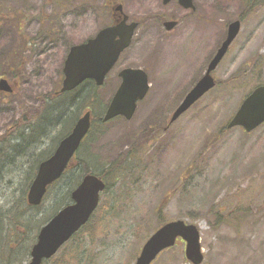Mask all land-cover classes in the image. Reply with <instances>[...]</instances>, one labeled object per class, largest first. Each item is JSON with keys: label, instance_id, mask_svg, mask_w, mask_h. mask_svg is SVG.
<instances>
[{"label": "rangeland", "instance_id": "obj_1", "mask_svg": "<svg viewBox=\"0 0 264 264\" xmlns=\"http://www.w3.org/2000/svg\"><path fill=\"white\" fill-rule=\"evenodd\" d=\"M105 1L0 0V75L12 74L10 66L15 58L18 61V94L0 101V264L8 260L28 264V249L43 222L62 207L82 175L74 159L44 202L32 208L26 196L36 161L55 149L56 141L87 109L104 116L120 85L117 74L127 65L149 66L148 95L131 120L119 117L101 123L77 155L99 162L104 170L121 160L122 167L109 174L110 189L101 194L88 226L46 264L58 260L61 264H134L147 238L161 227L159 209L166 221L183 219L199 226L201 264H264V124L249 133L240 127L227 128L241 100L264 83V0H197L199 20H193L196 33L192 36L197 53L191 67H179L176 55L168 56L158 38H149L138 50L126 52L130 56L122 58L98 89L102 106L89 107L85 87L73 108L68 105L62 115L53 112L52 117L42 115L33 122L35 130H43L36 138L18 126L23 141L16 157L12 124L23 106L37 107L41 95L60 88L69 49L110 22ZM132 2L126 1L127 8L142 14L144 8H134ZM240 17L242 29L213 73L226 83L169 124L170 118L165 119L169 110L204 72L205 56L216 52L229 23ZM185 42L186 38L183 48ZM78 102L84 108L76 118ZM194 160L197 163L189 172ZM236 208L241 211L227 222L214 224L211 210L228 214ZM24 216L39 226L27 225ZM185 248V241L179 239L152 264H194Z\"/></svg>", "mask_w": 264, "mask_h": 264}, {"label": "water", "instance_id": "obj_2", "mask_svg": "<svg viewBox=\"0 0 264 264\" xmlns=\"http://www.w3.org/2000/svg\"><path fill=\"white\" fill-rule=\"evenodd\" d=\"M169 0H165L168 2ZM189 8L192 0H180ZM127 16L122 23L101 30L87 42L71 47L65 60L64 79L61 92L77 88L85 80L93 79L102 86L105 77L118 60L122 51L131 43L136 23L127 24ZM174 22H168L171 29ZM241 21L229 24L227 37L210 62L205 75L187 93L174 112L171 123L192 107L204 94L216 86L212 72L227 53L230 45L238 36ZM122 82L113 96L103 121H110L118 116L130 120L138 107V102L145 98L150 83L147 72L142 68L128 67L120 72ZM0 89L12 92L13 88L6 79H1ZM264 123V84L257 86L241 103L228 123V128L242 127L251 132ZM92 124V113L86 111L75 123L71 132L58 144L54 153L42 161L27 194L30 205L37 206L43 201L48 186L61 178L71 159L80 148ZM105 181L98 175L86 174L72 191V203L62 207L38 233L37 241L31 249L29 264H42L44 259L54 256L58 250L84 226L97 209ZM186 243V257L194 264L204 260L201 245V232L194 223L183 219L169 221L157 229L144 243L135 264H152L165 249L174 246L178 238Z\"/></svg>", "mask_w": 264, "mask_h": 264}, {"label": "flooded vegetation", "instance_id": "obj_3", "mask_svg": "<svg viewBox=\"0 0 264 264\" xmlns=\"http://www.w3.org/2000/svg\"><path fill=\"white\" fill-rule=\"evenodd\" d=\"M126 1L127 0H106L105 1L106 7L104 8V11L109 14L110 22L106 23L99 31H101L102 29L108 26H114V25H118L122 23L125 19V16H127V20H126L127 24H132V23L137 24L130 46L127 47L121 53L118 61L116 62L112 70L108 73V75L106 76L105 82L108 79L109 74L114 70V68H116L120 64L122 58L123 57L128 58V56H130L129 54H131V50H134V49L138 50L139 47L141 46L140 44L145 43L149 38H158L161 41V46H162L163 51H166L164 53L165 54L167 53L168 56L176 55L179 58L178 60L181 61L179 67L189 68L193 65L196 59L195 53H197V50H196L197 41L192 38V36L196 33V29L193 27V20L194 19L199 20V6L197 4V0H192L193 5L189 8L182 6V4L180 3V0H169L168 2H165V0H131V2L133 1L132 6L134 8H142V7L144 8L142 14H140L139 10L137 9H134V11H130L127 8ZM237 19H240L241 22H243V17H240ZM170 21L174 22V25L172 26L171 29H168L167 23ZM207 22H209V20ZM241 26H242V23H241ZM188 34L190 35V39H188V36H189ZM137 35H139L140 37L136 39ZM185 38H186V42L183 48L182 47L183 39L185 40ZM224 39L220 42L217 49L220 47ZM148 41H151V40H148ZM184 51H188L189 53H185ZM126 52H129L127 56H126ZM215 53L216 52H213L211 56H205L204 59L206 61L203 60L205 70L198 78L194 79V81L190 85V89L206 72V69L208 68L210 61L214 58ZM16 55H17V52L15 56ZM125 67H142L148 73L150 83L152 84V81L150 79L149 68H148L149 66L143 67L141 65L140 66L127 65ZM120 71L118 72L117 75L121 80ZM10 73L13 74V78L10 76L12 74H10L9 76L5 74H1L0 81L1 79H6L9 82V84L12 86V88L14 89L13 90L14 93L18 94V61L16 60V58H15V62H13V64H11L10 66ZM188 91H186L185 94L182 96V98L179 100V102H177L175 106L169 110L165 118L166 121H167V118L172 117L174 111L177 109L178 105L184 99ZM49 93H51L53 97H59L60 95H63L62 93L59 92V89H58V90H53L52 92H47L41 95V97ZM10 94H13V92H7V91H3L0 89V101H3V99L9 96ZM40 104H41V101L39 102V105ZM24 119L28 121L30 120L31 124L34 125L33 122H37L39 117L34 118L33 116H29L22 111L19 117L17 116L15 123L12 124L13 129L16 130L15 135H14V140L16 142L15 144H13V151L16 153L17 158H18V147L22 145V141H23L22 134L18 135V126L24 127L25 130L26 128H31L29 124L27 125L24 124L25 122ZM41 131L40 130L38 131V129L34 131H30L31 137L36 138L39 134L43 133ZM60 140L57 142L55 146H53V149L54 147L56 149ZM19 143H21V145H18ZM55 149L52 150L50 154L46 156V158L44 159L42 158L36 161L35 176H36V172L38 170L40 163L44 161L45 159H47L48 157H50L54 153Z\"/></svg>", "mask_w": 264, "mask_h": 264}, {"label": "trees", "instance_id": "obj_4", "mask_svg": "<svg viewBox=\"0 0 264 264\" xmlns=\"http://www.w3.org/2000/svg\"><path fill=\"white\" fill-rule=\"evenodd\" d=\"M69 1H71V0H69ZM250 1V3H252L253 2V0H249ZM12 73H14V72H12ZM233 79L234 80H236L237 79V77H233ZM221 82V81H220ZM223 83H226V82H222V83H220V85H222ZM85 87H87V96H86V98H85V101L86 102H91V104L89 105V107H93V108H95V110L97 109V106L98 107H100V106H102V104L98 101V93H97V91H98V87L95 85V83L94 82H92V81H86L82 86H80L79 88H77L75 91H71V92H69V95H71L70 97H71V99H70V97H68L67 99H65V101H64V99L63 98H60V97H55V99H53L54 97H53V95L51 94V93H49V94H47V95H45V96H42L41 97V104L37 107V108H34V107H27V106H23V112L25 113V114H27V115H29V116H33L34 118H38V117H42V115H45V117H47V118H50V117H52L53 116V112H55V113H58L57 115H62L63 113H64V108L66 107V106H70L71 108H73L74 107V103L77 101V100H79L80 98H81V96H82V93H83V90H84V88ZM50 100H52V101H50ZM81 104V102H78V103H76V105H78L77 106V108H76V110L74 111V113H76V118L78 117V114H79V111L81 110V109H83L84 108V106H81L80 105ZM102 109V111L105 109V108H101ZM24 124L25 125H27V124H29L30 125V127L31 128H26V130L25 131H34L35 130V125H32L31 124V121L29 120H26V119H24ZM28 121V122H27ZM101 122H102V118H101V116L100 115H96V113L93 115V120H92V126H91V130H90V133H89V135H88V137L85 139V141L83 142V144H82V146H81V148L79 149V151H78V153H77V155L83 150V148H84V146H85V144H86V142L92 137V135L94 134V132H95V130H96V128L98 127V126H100L101 125ZM74 125V124H73ZM72 128V127H71ZM70 128V129H71ZM39 129H40V127H39ZM69 129V130H70ZM69 130L66 132V134L69 132ZM65 134V135H66ZM64 135V136H65ZM75 159H77L78 160V163H77V166H80L81 167V172H82V175L80 174V179H78V181H76L75 183H74V187H72V188H70V190H69V192H68V194H67V199H69L70 201L69 202H67V199L65 200V202L62 204V206L63 205H66V204H68V203H70L71 202V191L77 186V184L80 182V180H81V178L84 176V175H86V174H88V173H95V174H98L99 176H101L105 181H106V183H107V186H106V189H105V193L110 189V184L108 183V176H109V174L110 173H115V172H117L118 171V169L119 168H121L122 167V160L121 161H118V162H116V163H112V164H109V165H107V166H109L107 169H101L100 168V164H99V162H95V164L94 163H90L89 161H86V160H83V159H79V158H77V156H76V158ZM40 160V159H39ZM73 161H74V159L72 160V163H73ZM71 163V164H72ZM195 163H197L196 162V160H194L193 162H192V165L191 166H189V168H188V170H189V172H191V170L193 169V165L195 164ZM71 168L69 167L68 168V170L65 172V174L63 175V177L66 175V173L70 170ZM35 173V172H34ZM32 176V175H31ZM59 182V181H58ZM58 182H56V183H54L52 186H50V188H49V190H48V193H50V190H51V188L54 186V185H56ZM31 184V183H30ZM163 205V204H162ZM29 207H32V208H34L33 206H29ZM163 207V206H162ZM237 211H241L240 210V208H236V209H234V210H232V211H229V213L228 214H224V212H222V211H220V210H211V214L213 215V217H214V219H215V221H214V224H221V223H224V222H227L231 217H232V215H234V214H236L237 213ZM157 217H158V223H159V226H162L163 224H165L167 221V219L165 218V216H163V214H162V212H161V209H159V211H158V214H157ZM24 218L26 219V221H27V225H31V224H33L34 225V222H35V224H37V226H39V222H37V221H34V222H32L30 219H27V217L26 216H24ZM49 219V218H48ZM48 219H46L44 222H43V224L48 220ZM32 222V223H31ZM90 222V221H89ZM88 222V223H89ZM18 224V220L16 221V222H14V224ZM87 223V224H88ZM85 225V226H83L82 227V229H84V228H86L88 225ZM212 225H213V223H211ZM81 229V230H82ZM80 230V231H81ZM80 232H78L77 234H75V236H77L78 234H79ZM74 236V237H75ZM29 253H30V248L28 249V255H29ZM11 259V258H10ZM61 261H56L55 263H53V264H61L60 263ZM8 264H13L12 263V261L11 260H8V262H7ZM17 263H18V261H17ZM45 263H47V261L45 262ZM44 263V264H45Z\"/></svg>", "mask_w": 264, "mask_h": 264}]
</instances>
